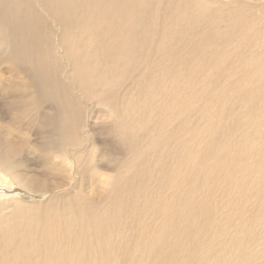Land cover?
I'll return each instance as SVG.
<instances>
[{
	"label": "bare ground",
	"instance_id": "6f19581e",
	"mask_svg": "<svg viewBox=\"0 0 264 264\" xmlns=\"http://www.w3.org/2000/svg\"><path fill=\"white\" fill-rule=\"evenodd\" d=\"M0 264H264V0H0Z\"/></svg>",
	"mask_w": 264,
	"mask_h": 264
},
{
	"label": "rangeland",
	"instance_id": "374dc122",
	"mask_svg": "<svg viewBox=\"0 0 264 264\" xmlns=\"http://www.w3.org/2000/svg\"><path fill=\"white\" fill-rule=\"evenodd\" d=\"M94 126H96V125H94ZM67 164H69V162H67ZM21 195V196H20ZM24 195V196H23ZM26 196V197H25ZM19 197H21L23 200H27V201H30V200H38L37 198H39V197H37V196H28V194H26V193H19ZM24 197V198H23Z\"/></svg>",
	"mask_w": 264,
	"mask_h": 264
}]
</instances>
